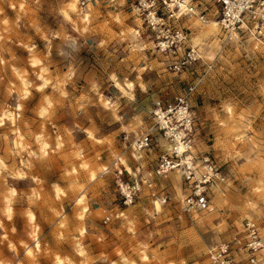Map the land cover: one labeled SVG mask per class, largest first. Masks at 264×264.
Returning <instances> with one entry per match:
<instances>
[{
	"label": "rangeland",
	"instance_id": "1",
	"mask_svg": "<svg viewBox=\"0 0 264 264\" xmlns=\"http://www.w3.org/2000/svg\"><path fill=\"white\" fill-rule=\"evenodd\" d=\"M70 1L0 0V114L19 109L21 78L38 79V70L29 62L33 49L45 51V58L59 67L62 79L58 82L71 94V101H64L62 108L77 111V116L84 110L115 140H123L127 118L117 114L115 100L104 96L114 94L107 77L113 80L115 73L131 70L149 78L165 74L169 84L164 89L157 86L158 98L150 101L144 123H137L149 130L157 100L172 99L193 86L190 104L196 129L190 152L198 165L195 176L204 171V157L216 171L206 189L209 207L187 212L183 198L190 188L178 171L156 176L153 170V178L137 179L141 189L130 201L119 192L117 178L119 174L129 182L133 178L116 167H106L98 177L102 192H94L92 210L38 214L46 229L45 264H56L58 256L63 264H213L208 252L233 240L241 242L236 252L244 258L246 222L254 223L264 242V33L233 37L220 25L215 32H207L205 25L214 19L206 23L186 20L191 45L196 36L203 45L195 62L174 72L168 67L170 59L152 43L142 51L135 46L139 40L122 36L110 14L94 26V37L78 36L62 15ZM103 1L77 0L74 12L87 6L106 10V4L113 3ZM144 52L152 55L157 67H147ZM162 65L164 70H160ZM150 132V147L137 150V138L129 147L135 153L156 152V165L159 154L170 150L171 144L154 127ZM4 179L0 171V192L6 186ZM144 186L152 192H143ZM108 189L112 190L109 201ZM154 200L160 201L158 210ZM259 253L264 256V248Z\"/></svg>",
	"mask_w": 264,
	"mask_h": 264
},
{
	"label": "crops",
	"instance_id": "2",
	"mask_svg": "<svg viewBox=\"0 0 264 264\" xmlns=\"http://www.w3.org/2000/svg\"><path fill=\"white\" fill-rule=\"evenodd\" d=\"M96 3L91 6H97ZM106 5L109 9L87 6L78 14L74 12L76 7L67 6L62 15L78 36L94 37V26L110 14L122 36L133 37L145 44L142 47L140 43L135 45L143 51L151 42L139 21L125 11L122 0ZM44 54L45 51L32 50L29 62L32 69L38 70V79L21 78L19 109L4 111L8 114L1 121L0 171L5 174L6 186L0 192V264H45L46 229L38 214H61L73 208L92 210L96 199L94 192H102V180L98 177L106 167H116L133 180L153 178L157 153H135L129 146L147 131V126L137 122L144 123L150 101L158 98L157 86L164 89L169 84L165 74L149 78L131 70L115 73L113 80L107 77L114 94L104 96L115 100L117 114L127 118L121 141L99 129L84 110L77 116V111L62 108L64 101H71V94L58 82L62 78H58L57 63L47 60ZM144 54L147 67H157L152 55L149 52ZM160 70H164L163 65ZM159 95L165 97L167 94ZM91 99H96L95 95ZM102 111L108 112L104 108ZM77 117L86 119L80 121ZM105 192H108V199L112 190ZM143 192L152 191L144 186ZM154 201L160 206L159 200ZM100 206L104 210V206ZM6 207L9 208L8 216ZM29 213L33 215L31 221ZM60 259L58 256L56 264H63Z\"/></svg>",
	"mask_w": 264,
	"mask_h": 264
},
{
	"label": "built area",
	"instance_id": "3",
	"mask_svg": "<svg viewBox=\"0 0 264 264\" xmlns=\"http://www.w3.org/2000/svg\"><path fill=\"white\" fill-rule=\"evenodd\" d=\"M122 5L139 21L154 48L170 59L168 67L174 72L182 71L198 59L190 43L191 31L185 24L186 20L206 23L214 19L229 34L264 33V0H122ZM192 91L193 86H189L185 92L172 99H159L152 111L153 127L171 144L170 150L163 151L157 157L154 173L156 176H164L172 171L180 173L190 188L183 198L184 210L187 212L209 207L206 189L216 171L213 162L204 157L201 161L204 171L199 177L195 176L198 165L190 152L196 129L190 104ZM152 128L136 139L134 144L137 150L150 147ZM178 142L185 146L183 152L177 151ZM117 183L124 200L131 201L141 189L139 180L129 182L123 180L121 174ZM246 228L248 235L245 246L248 251L244 258H239L236 252L241 250V242L233 240L211 249L208 252L210 261L213 264H264V256L259 253L264 248V242L253 222H246Z\"/></svg>",
	"mask_w": 264,
	"mask_h": 264
},
{
	"label": "bare ground",
	"instance_id": "4",
	"mask_svg": "<svg viewBox=\"0 0 264 264\" xmlns=\"http://www.w3.org/2000/svg\"><path fill=\"white\" fill-rule=\"evenodd\" d=\"M76 2H77V0H71V2L69 3L70 5H68L70 8H72V9H74L75 7H76ZM85 13H86V11H85ZM67 15V14H66ZM85 18V17H84ZM215 22V21H214ZM218 23L217 22H215V23H209V24H207V25H205V27H204V29L207 31V32H215L217 29H218ZM134 32V31H133ZM132 32V33H133ZM135 34V33H134ZM233 37H236L237 36V34H236V32H231L230 33ZM194 45V46H193ZM193 48L194 47H197V51H196V49L194 48V50H195V52H200L201 51V49H202V41H201V38L199 37V36H196V37H194L193 38ZM34 59V58H33ZM33 63H34V61H33ZM32 63V64H33ZM129 86V85H128ZM3 116H6V114L5 113H3L2 114V116L0 117V122H1V120H2V117ZM176 148H177V151L178 152H183L184 151V149H185V146L181 143V142H178L177 144H176ZM19 175V174H18ZM6 200L8 201V198H6ZM9 207V206H8ZM8 207H6V213H8L9 212V208ZM154 207H155V209L156 210H158L159 209V202L158 201H154ZM10 214V213H9ZM29 219L30 220H32V215L31 214H29Z\"/></svg>",
	"mask_w": 264,
	"mask_h": 264
},
{
	"label": "snow or ice",
	"instance_id": "5",
	"mask_svg": "<svg viewBox=\"0 0 264 264\" xmlns=\"http://www.w3.org/2000/svg\"><path fill=\"white\" fill-rule=\"evenodd\" d=\"M129 87H131V85H129ZM43 114V113H42ZM37 247H38V245H37ZM29 254H31V253H29Z\"/></svg>",
	"mask_w": 264,
	"mask_h": 264
}]
</instances>
